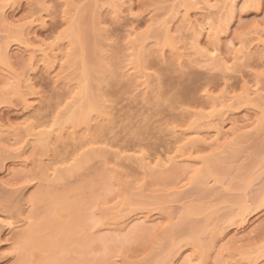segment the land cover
<instances>
[{
	"label": "rangeland",
	"instance_id": "374dc122",
	"mask_svg": "<svg viewBox=\"0 0 264 264\" xmlns=\"http://www.w3.org/2000/svg\"><path fill=\"white\" fill-rule=\"evenodd\" d=\"M197 1L201 3L204 0H196L194 6L184 0H0V46L5 47L1 45L4 41L9 44L6 47L10 56L4 59L0 54V219L9 221L7 225L0 224V264H20L19 249L24 231L31 224L46 219V215L50 216L52 209L61 206L55 197L57 202L53 200L51 204L52 196L50 199L45 197V201L34 198L40 193L44 195L48 189L60 192L61 198L66 195L64 202L70 200L69 203H78L76 206L82 203L81 207L74 206V209L85 207L81 210L82 216L85 212L80 228L82 232L79 230L81 233H78H85L90 239L91 245L88 243L84 257V260L88 259L78 263L85 256L84 251L79 253L76 249L78 252L70 253L71 248L70 255L63 251L67 253L64 254L69 264H88L95 258L101 261L99 264H156L165 256L170 264H183L191 257L195 261L200 251L197 247L211 242L215 227L219 233L214 234L217 239L212 245L214 247L206 251L209 256L204 257L207 258L204 264H264V252L261 250L264 246V201L261 202L264 196V121L259 123L262 117L264 120V0H236L233 13L228 7L230 0L229 5L228 0L225 3L223 0H206L209 3L199 5ZM186 9L189 15L184 17ZM222 15L227 20L232 18V21H226V24L230 23L228 27L219 23ZM114 18L119 19L115 27L110 24ZM165 22L170 24V36L173 35L177 48L173 46L175 42L164 45ZM74 23L77 27L81 25L83 31H86L85 26L91 27L94 32L91 38V33L86 31L91 50L97 51L99 57L101 54L102 61L111 68L109 75L95 69L93 80V87H98L96 77L107 75L106 81L103 78L98 80L102 83H99L102 90L97 88L101 93L94 88L97 99L104 94L99 99H105L107 112L104 117L94 120L90 129L82 124L74 127L76 130L67 126L69 130L66 128L60 135L54 132L59 138L57 140L53 134L56 142L53 138L52 146H49L52 149L47 148L50 153L44 155L47 152L41 142L46 134L42 132L54 124L57 126L59 121L63 122L70 106L77 103L74 102L78 97L76 85L80 67L73 62V57L79 59L82 53L78 57L79 53L68 35ZM25 29L23 35L26 34V38L20 34ZM195 29L203 31L200 45L206 49L197 48L201 53L194 48L192 35ZM214 41L220 45L217 50L226 62L224 66L218 60L220 53L214 55L217 62L215 58H207ZM142 44L146 51L142 50L146 57L145 60L143 58L142 71L147 73L143 78L144 74L140 75L143 72L134 67ZM243 45L247 49L245 46L243 49ZM207 49L205 57L203 53ZM26 52L33 64L27 72L21 67ZM52 56L56 59L55 64ZM23 78L30 80L24 79L27 83H23ZM18 80L22 86H18ZM246 89L252 94H249L250 98ZM218 101L228 102L231 108L221 110V105L217 106ZM213 102H216L215 108ZM208 114H213V117ZM30 120L32 124H38L37 130L29 128L28 132ZM70 129L74 133H69L72 132ZM194 130L203 138L202 141H197L193 147L188 141L184 144L185 136H192L196 132ZM36 131L41 133L36 134ZM197 134L193 137H198ZM215 136H222L216 139L219 142ZM99 148H107L109 154L92 155L93 149ZM86 151L91 153V158L81 170L65 178L57 176V169L64 170ZM140 153L152 157L149 159L154 161L151 167L156 166L153 167L155 172L140 166L137 159L142 155ZM213 154L222 157V172L216 171L206 181L194 179L193 174L202 168L204 158L208 157V160L215 156ZM117 155L124 157L119 156L118 159ZM169 156L174 158L171 157L172 162H168ZM162 159L167 161L166 165L158 167L155 161ZM244 175L250 179L247 185ZM123 181L129 184L128 188L122 184ZM126 190L130 195L134 193L133 197L130 196L134 198L133 202L126 199ZM61 200L60 203L63 202ZM191 205L200 209L198 213H192L193 223L206 224L208 228L205 231L202 225V232L196 229L198 242L201 241L199 244L187 235L188 227L183 229L187 225L185 223L191 221L186 219L188 215L184 211ZM61 207L60 216L57 210L56 213L53 211L54 215L57 214L54 220L66 221V216L72 217L73 214L69 216V212L66 209L62 211ZM241 207L247 209L240 212ZM238 211L239 216L234 214L235 218L231 219V213ZM116 212L128 215L124 216L126 221L121 217L118 220L117 214L120 213ZM102 213L108 215L105 217ZM118 221L121 229L123 227L126 231L142 223L144 231L141 232L142 229L137 233L139 236L133 235L135 238L122 243L120 240H126L123 236L126 231L120 227L116 229ZM152 224L156 230H151ZM118 229L121 234L124 231L123 237L119 236L122 239L116 236L120 234ZM43 231L44 236L51 237V231ZM38 254L39 261L35 263L37 254H34L30 260L32 264L41 261L42 252Z\"/></svg>",
	"mask_w": 264,
	"mask_h": 264
},
{
	"label": "bare ground",
	"instance_id": "6f19581e",
	"mask_svg": "<svg viewBox=\"0 0 264 264\" xmlns=\"http://www.w3.org/2000/svg\"><path fill=\"white\" fill-rule=\"evenodd\" d=\"M111 1H113V0H111ZM185 1V3L186 4H188V5H195L196 4V0H184ZM201 1V0H200ZM203 1V0H202ZM208 1V0H207ZM220 1H222V0H220ZM225 0H223L222 1V3H225L224 2ZM230 1H231V4H230ZM228 0V7H230V11L233 13V11L235 12V3H236V0ZM42 2H43V0H42ZM203 2H205V4H207V3H209V2H206V0H204ZM203 2H201V3H203ZM199 1H197V4L199 5V4H201ZM4 4V3H3ZM6 5V4H5ZM203 5V4H202ZM226 5H227V3H226ZM184 6H187V5H185L184 4ZM204 6V5H203ZM225 7H227V6H225ZM4 8V7H3ZM235 8V9H234ZM199 9V8H198ZM116 10V9H115ZM187 10L188 9H186V13H185V15H184V17H186L187 16V14H188V12H187ZM189 11V10H188ZM116 12V11H115ZM227 12H228V8H227ZM229 13V15L228 16H230V12H228ZM226 14V13H225ZM189 15V14H188ZM233 15L234 14H232V17H233ZM225 15H222V18L219 20V23H221V25H223L222 27H224V25H226L227 27H228V25L230 24H226V21L228 22V20H229V22L230 21H232V18H230V17H228V20H227V17H224ZM226 16H227V14H226ZM190 17V16H189ZM225 19L226 18V20H222V19ZM231 20H230V19ZM207 19V18H206ZM217 20V19H216ZM206 21V20H205ZM223 23H222V22ZM225 21V22H224ZM167 22H165V26L167 27L166 28V34L164 33V35L166 36L165 37V39H166V43L164 42V45H167V44H173L175 41H173V39L174 38H172L173 37V35L172 36H170L172 33H171V29H170V24H169V22L166 24ZM196 23H199V22H196ZM207 23V22H206ZM205 23V24H206ZM210 23V22H209ZM73 24V23H72ZM217 25H219V26H221L220 24H218V22L216 23ZM11 25V24H10ZM75 25H77V24H75L74 23V25H72V26H70V29H69V34L68 35H70V38L72 39L71 40V42H73L74 44V47L76 48V50H77V52L79 53L78 55V57H80V54L82 53V57L81 58H79V59H77L76 57L74 58L73 57V59H74V63H76L80 68V72H79V82H77L78 84L76 85V88H77V93H76V96L78 95V97H77V99L75 100V102L74 103H76V105L75 106H70V108H69V111H68V113L66 114V119L62 122V121H56V122H58L57 123V126L54 124V125H52V128L51 129H48V127L47 128H45V127H43V128H45L46 129V131H45V129H44V131L42 132L43 134H44V132H45V134H46V136L42 139V142H41V145H43L46 149V152H47V148L49 147V146H52L51 145V141L53 140V138L55 139V137L57 138V140H58V138H59V136H57V135H60L59 133H63L64 132V130H67L69 127H72V130L74 129V127H77V126H80V125H82V124H85V125H87L86 127H88L87 129H90L89 127L90 126H92L91 124H93L94 122V120H96V119H98L99 117H104L105 116V114H106V112H107V110H106V101H104L103 99H99V97L101 98V97H103L102 96V94H101V96H99L98 97V99H97V97L95 96V89L94 88H96V90H97V88H99L100 89V91L102 90L101 88H100V85H99V83L100 84H102L101 83V81H102V78H103V80L104 81H106V79H107V75H109L110 74V72H112L111 71V68H109L108 67V65L107 64H105L104 63V61H102V58H101V54H100V57H99V54H97L94 50L92 51L91 49H92V46H91V43H90V38L92 37V33H94L93 32V30L91 29V27H90V29L92 30V32H90L89 30V26H85L86 27V31H88L89 33H91L90 35L89 34H86L87 32L86 31H83L84 30V28L82 29V26L81 25H78V27L77 26H75ZM168 25H169V27H168ZM200 25V24H199ZM208 24H206V26H207ZM209 25H212V24H209ZM14 26V25H13ZM21 26H24V25H21ZM20 26V27H21ZM215 26V25H214ZM225 26V27H226ZM19 26H17V29H19L18 28ZM94 27V26H93ZM195 27V26H194ZM197 27V26H196ZM202 27V26H201ZM11 28L12 29H15L16 27H12L11 26ZM23 28V27H22ZM212 28V27H211ZM215 28V27H214ZM217 28V27H216ZM221 28V27H220ZM16 29V30H17ZM81 29V30H80ZM203 29H204V27H203ZM226 29V28H225ZM196 30V29H195ZM201 30V29H200ZM219 27H218V32H219ZM164 31V30H163ZM199 30H196L194 33H196L195 34V36H194V33H193V37H194V42H193V40H191V42H193L194 43V45H195V51L196 50H199V52L201 53V51H200V49L202 48L203 50H204V48L203 47H205V46H203V47H201L202 46V44L200 45V36L202 35L201 34V31H199ZM212 31V30H211ZM216 31H217V29H216ZM225 31V30H224ZM224 31H223V33H224ZM227 31V30H226ZM84 32H85V34H84ZM97 32L98 31H96V34H97ZM203 32V31H202ZM208 32V31H207ZM210 32V31H209ZM222 31H220L219 33H221ZM22 33V34H21ZM23 33H26V29H25V32H20V34L21 35H23ZM214 33V32H213ZM201 34V35H200ZM264 34V33H263ZM262 34V35H263ZM18 35V34H17ZM26 35V34H25ZM25 35H23V36H25ZM88 35H89V37H88ZM94 35V34H93ZM210 35V33L207 35V36H209ZM261 35V36H262ZM27 36V35H26ZM26 36H25V38H26ZM212 36V35H211ZM217 36H218V34H217ZM19 37V36H18ZM148 37V36H147ZM146 37V38H147ZM190 37H191V35H190ZM215 37V36H214ZM89 38V41H87V39ZM142 38V37H141ZM261 38V37H260ZM259 38V39H260ZM28 39H30V38H28ZM84 39H86V41L88 42V43H90L89 45L90 46H88V43L86 42V41H84ZM192 39V38H191ZM217 39V38H216ZM215 38H214V40H216ZM220 38H218V40H219ZM262 39V38H261ZM260 39V40H261ZM98 40V39H97ZM142 40H144L145 42H143V44L146 46V39H145V37L143 36V38H142ZM142 40L140 39V44L142 43ZM221 40V39H220ZM5 42V41H4ZM1 43V45L2 44H4L5 45V47L2 45V47L0 48V54H1V57H3L4 59H6L7 57H10V56H8V51H7V47H9V44H6V42L5 43ZM261 42V41H260ZM26 43H27V41H26ZM28 43H29V41H28ZM193 43H190V41H189V44H193ZM212 43H214L213 44V46H212V48L209 50V49H207L204 53H203V56H205L206 57V54H207V51H208V54H207V58H209V57H212L211 59H213V58H215L214 60H216V62H217V59L218 58H220V57H222L221 56V53L220 52H218V46H220V45H218V42L217 41H214V42H211V44ZM263 43H264V41H263ZM139 44V45H140ZM142 44V46H139V48L140 49H138L139 51V54L137 53L136 54V59H135V64H134V67L135 68H137L139 71L141 70H143V61L145 60V54L142 52V50L145 48L144 47V45ZM219 44H220V41H219ZM30 45V44H29ZM76 45V46H75ZM163 45V46H164ZM175 45H176V42H175V44L173 45L174 46V48H177V47H175ZM193 45V46H194ZM7 46V47H6ZM177 46V45H176ZM192 46V45H191ZM209 46V48L211 47L210 45H208ZM245 45H243V49L246 47H244ZM46 47V46H45ZM47 47H48V45H47ZM91 47V48H90ZM94 47L97 49V46H95V44H94ZM189 47V46H188ZM137 48H138V46H137ZM197 48H200V49H197ZM241 48V49H242ZM36 49V48H35ZM37 49H38V47H37ZM36 49V50H37ZM46 49V48H45ZM55 49V48H54ZM205 49H206V47H205ZM218 49V50H217ZM240 49V50H241ZM246 49H247V47H246ZM9 50V49H8ZM53 50V49H52ZM81 52H80V51ZM194 50V49H193ZM39 51V50H38ZM41 51V50H40ZM44 51V50H43ZM56 51V50H55ZM141 51V52H140ZM176 51V50H175ZM194 51V52H195ZM144 52H146L145 51V49H144ZM179 52V51H178ZM177 52V53H178ZM198 52V53H199ZM240 52V51H239ZM242 53L244 52V51H241ZM42 53V52H41ZM51 53V52H50ZM180 53V52H179ZM213 53H215V56H218V54H219V56H218V58L217 57H215L214 55H213ZM46 54V53H45ZM56 54V53H55ZM55 54H54V58H56V56H55ZM58 54V53H57ZM76 54V53H75ZM143 54H144V56H143ZM183 54V53H182ZM182 54H181V56L180 57H182ZM241 54V53H240ZM209 55V56H208ZM245 55H247V52H246V54ZM34 56H35V54H34ZM48 56V54H46V57ZM202 56V57H203ZM42 57H43V54H42ZM205 57H204V59H205ZM241 57V56H240ZM58 58V57H57ZM56 58V59H57ZM143 58H144V60H143ZM206 58V59H207ZM223 58V57H222ZM48 59V58H47ZM55 59V60H56ZM76 59V60H75ZM210 58H209V60H211ZM2 60V59H1ZM55 60L53 59V56H52V61H53V63L55 62ZM220 62L219 63H221V65H223L224 66V64L223 63H226V62H224L223 61V59H218ZM46 61V60H45ZM48 61L50 62V60L48 59ZM206 61H208V60H206ZM213 61V60H212ZM6 62V61H5ZM219 63H216V64H218L217 66H219L220 64ZM55 64V63H54ZM107 65V66H106ZM226 67V66H225ZM109 68V69H108ZM226 68H230V67H226ZM97 71H96V70ZM94 71H96V72H102L101 74H107L105 77H101V78H99V77H96V78H98V80H100L101 79V81L100 82H98V80H95L96 81V83L98 84V87L97 86H94L93 87V84H94V78H95V76H94ZM140 71V72H141ZM98 72V73H99ZM143 72V71H142ZM142 74H144V75H142ZM104 75H102V76H104ZM140 75H142L141 77L143 78V76H147V73H141ZM27 76V75H26ZM97 76V75H96ZM22 77V76H21ZM29 78V77H28ZM28 78H23V79H21V81H23L24 79L26 80V79H28ZM20 79V78H19ZM23 81V83L24 82H26V81ZM28 80H30V79H28ZM19 81V83L17 82V84H18V86H22V84H20V80H18ZM104 81H103V83H104ZM29 82V81H28ZM22 83V82H21ZM27 83V82H26ZM143 83V82H142ZM145 84V83H144ZM24 85V84H23ZM32 85V84H31ZM17 86V88H20V87H18ZM248 88V87H247ZM250 88V87H249ZM93 89H94V91H93ZM251 89V88H250ZM255 89V88H254ZM97 91H99V90H97ZM98 92V93H101V92ZM246 95H247V97L249 96V94H250V92H248V89H246ZM250 91V90H249ZM252 91V90H251ZM254 91V90H253ZM102 92H104V91H102ZM255 92H257V90L255 91ZM98 93H96V95L98 96V95H100V94H98ZM254 94V93H253ZM104 95V94H103ZM245 95V96H246ZM251 96H252V94H250ZM246 97V98H247ZM248 98H250V97H248ZM224 100L226 99V98H223ZM254 99V98H253ZM101 100H103V101H101ZM214 101H216L215 99H213ZM226 101H228V100H226ZM217 102V101H216ZM216 102L214 103V104H212L213 105V108H215V106L214 105H216ZM219 103L217 104V106H219V105H221V107L219 106V108H221V110H223V111H226V110H228V109H230L229 108V106H230V104L228 105V102L227 103H225V101H218ZM222 106L224 107V109L222 108ZM226 107V108H225ZM217 108V107H216ZM214 110V109H213ZM218 112H220V110H217ZM223 111H222V113H223ZM216 112V111H215ZM217 113V112H216ZM215 113V114H216ZM227 113V112H226ZM214 114V115H215ZM223 114H225V112L223 113ZM209 115V117L211 116V115H213V114H208ZM30 117V116H29ZM211 117H213V116H211ZM262 119H263V117H262ZM261 119V121H259V123L261 124L264 120H262ZM33 121V120H32ZM26 122V121H25ZM55 122V123H56ZM60 122H62V123H60ZM93 122V123H92ZM33 123H34V121H33ZM263 124V123H262ZM36 125H38L37 123H36ZM36 125H34V124H32L31 123V120H30V122L28 121V132L30 131L29 130V128H31V130L32 129H34L33 131H35V129L37 130V128H35L36 127ZM27 126H25L26 127V130H27ZM55 126V127H54ZM67 126H68V128H67ZM246 126V125H245ZM51 127V126H50ZM67 128V129H66ZM42 129V128H41ZM43 130V129H42ZM69 130V129H68ZM71 130V129H70ZM71 130V131H72ZM74 130H76V129H74ZM194 131H196V130H194ZM193 131V132H194ZM199 131V130H198ZM220 131V128L217 130V132H219ZM36 132H38V131H36ZM54 132H58L57 133V135H56V133L54 134ZM76 132V131H75ZM35 133V132H34ZM41 132H38V133H36V134H40ZM66 133H67V131H66ZM69 133H74L73 131L72 132H69ZM196 134H197V131L195 132ZM195 133H193L192 134V136L191 135H187V136H185V137H182V139L183 138H185V140H183V143L185 144V141H188L187 143L188 144H190V146H192L193 147V144H195V143H198L199 142V140H201L202 141V139L199 137V134H197V136L199 137H193V136H196V134ZM53 134H54V136L55 137H53ZM201 134V133H200ZM220 134V133H219ZM219 134H218V136H219ZM64 135V134H63ZM69 135V134H68ZM40 136V135H39ZM64 136H66V135H64ZM190 136L191 137H193V138H190ZM217 136V138H216V136H215V140L217 139H220L219 137ZM62 138V137H61ZM188 138V139H187ZM38 139H40V138H38ZM181 138H180V140H182ZM187 139V140H186ZM216 140V141H217ZM54 141V140H53ZM198 141V142H197ZM216 141H215V143H216ZM55 142H56V139H55ZM217 142H219V141H217ZM186 143V144H187ZM53 144H54V142H53ZM187 144V145H188ZM192 144V145H191ZM217 144H219V143H217ZM221 144V143H220ZM219 144V145H220ZM196 145V144H195ZM194 145V146H195ZM221 145H223V144H221ZM220 145V146H221ZM36 147L38 146L37 144L35 145ZM183 146V145H182ZM186 147V146H185ZM221 147H224V145L223 146H221ZM40 148V147H39ZM49 148H51V147H49ZM41 149V148H40ZM52 149V148H51ZM182 149H184V146H183V148ZM186 149V148H185ZM44 150V151H45ZM49 150V149H48ZM107 148H106V150H105V148H103V149H97V150H94L93 149V151H92V155H94V153H99L98 155H101V156H105V154H107L108 152H109V150H108V152H107ZM41 151V150H40ZM42 151H43V149H42ZM44 151H43V153H44ZM95 151V152H94ZM220 151V150H219ZM136 152V151H135ZM48 153H50V152H47V153H44V155L45 154H48ZM120 153V152H119ZM118 153V154H119ZM220 153V152H219ZM42 154V153H41ZM91 153H87V151H86V153H83V154H81V155H79L78 157H77V159H75V161L74 162H71V164L69 165H67V166H65V168H64V170L62 169V170H58L57 168H55V169H57V176L59 177V178H61V177H63V178H65L66 176L68 177V175L70 176L71 174H73V173H75V172H77V170L79 171V169L81 170V168H83L84 166H85V164L90 160L89 158H91V156H89ZM109 154V153H108ZM107 154V155H108ZM115 154H116V152H115ZM134 155H135V153H133ZM140 154H142V153H140ZM140 154L138 155V156H140ZM216 154H218V153H216ZM216 154H213V155H215V156H212V157H210L208 160H207V158L205 159L204 158V161H205V163L203 164V166H202V168L198 171L197 169V171H198V173H196V171L194 172V176H193V178L194 179H196V180H205L206 181V179L207 178H209V177H211V175H214L215 174V172L217 171V173H220L219 171H221L222 172V169H221V166H222V162H221V159H222V157L221 156H218V155H216ZM221 154V153H220ZM43 155V154H42ZM136 155H137V153H136ZM222 155V154H221ZM119 156H121V157H124L123 155H119ZM118 155L117 156H115V157H119ZM126 156V155H125ZM132 155H129V157L130 158H132L131 157ZM173 156H175V155H173ZM126 157H128V156H126ZM136 157V156H135ZM150 157V156H149ZM149 157L148 156H146L145 155V153L144 154H142L140 157H136L137 159H138V162L139 163H141L140 164V166L141 167H145L146 169L148 168V169H150V171L152 172V169H153V172H155L154 171V168L153 167H155L156 168V166L154 165L153 167H151L152 165L151 164H153L154 163V161H152L153 159H149ZM170 157V156H169ZM168 157V162L169 161H171L172 162V159L174 160V158L172 157V159H171V157L169 158ZM40 158H42V157H40ZM130 158H128V159H130ZM150 158H152V157H150ZM175 158H177V157H175ZM224 158V157H223ZM89 159V160H88ZM119 159V158H118ZM122 159V158H121ZM225 159V158H224ZM40 160H42V159H40ZM163 160V159H162ZM162 160H160V161H155L156 163H157V166L159 165V166H161V165H166V162L167 161H165L164 162V160L162 161ZM222 161H223V159H222ZM42 163H43V161H41ZM152 162V163H151ZM42 163H40L41 164V167H42ZM46 163V162H45ZM138 163V164H139ZM155 163V164H156ZM174 163V162H173ZM223 163H224V161H223ZM220 164H221V166H220ZM45 166H47V164L45 165ZM158 166V167H159ZM143 167V168H144ZM223 167V166H222ZM243 167V166H242ZM43 168H45L44 167V165H43ZM42 168V169H43ZM161 168V167H160ZM47 169V168H46ZM45 169V170H46ZM159 169V168H158ZM184 169V168H183ZM245 170V168L243 167L242 168V170ZM44 170V171H45ZM54 170V169H53ZM240 170V169H239ZM242 170H240L239 172L241 173L242 172ZM43 171V170H42ZM117 171V170H116ZM152 172V173H153ZM54 173H56V171L54 170ZM117 173H119V172H117ZM116 173V174H117ZM195 174H196V178H195ZM119 175V174H118ZM65 176V177H64ZM246 177V178H245ZM243 179L245 180V179H247V176L246 175H244L243 176ZM198 180V181H199ZM250 180V179H249ZM248 179H247V181H244L245 182V184L247 185V184H249L250 183V181H249ZM122 182V181H121ZM248 182V183H247ZM124 186H126L127 184H126V182H125V184H124V181H123V183H122ZM88 185V184H87ZM129 185V184H128ZM128 185H127V188H128ZM89 186V185H88ZM126 188V187H125ZM130 188V187H129ZM49 190V191H48ZM48 190H46L47 192L46 193H44V195H42V193H40L41 195L39 196V195H37V197L35 196L34 198H38L40 201L42 200H44L45 199V197H49V199L51 198V196L53 197L51 200H50V202H51V204H52V202H57V203H59V205H61V206H65V207H61V206H58V209H55V210H51V214H48V215H50V216H45V218L46 219H44L43 218V220H41V221H39V222H37V223H33V224H31L30 225V227L28 228V230L26 229V231H24V233L22 234L23 236H22V243H21V248L19 249L21 252H19V258H18V260L20 261L19 263L21 264H26V263H31L32 261H30V260H32L33 258V256H34V254H37V256H36V262L35 263H37V261H39L37 258H39V254L38 253H40V251L42 252V257L40 258V262H38V264H69L68 263V261H67V259H66V255L65 254H67V253H65V252H68V254H69V249L71 250V248H73L72 250H71V252L70 253H72V252H74V251H76V252H78L77 250L79 249V253H81V251L83 252L84 251V255H85V253L87 254V250H88V248H89V245H91V242H90V239L88 240V236L87 235H85V233H83L84 235H81V234H79V233H81L82 232V230H80V228L83 226V221H84V215H85V212L83 213L84 215L82 216V211L84 210V209H82V208H85V207H82V208H80V209H74L73 207L74 206H76L77 204L76 203H73L72 204V202H70L69 203V201L70 200H67V198L65 199V201L67 200V202H64V198H65V196H63V198H61L62 196H61V193L60 192H57V193H54V191L51 189H48ZM129 190V192H130V189H128ZM93 191H95V190H93ZM125 191V190H124ZM45 192V191H44ZM59 193V194H58ZM91 193H94V192H91ZM95 194V193H94ZM93 194V195H94ZM134 193L133 192H131V195L129 194V193H127V190H126V192L124 193V195H125V197H126V199L127 200H129V201H131L132 199L134 200V198H132L134 195H133ZM143 194V193H142ZM146 194V193H145ZM145 194H143V195H145ZM57 195H58V197H59V195L61 196V197H59L60 199H62L61 201H63L64 203H67V205H65L63 202L62 203H60L59 202V200H58V197H57ZM64 195V194H63ZM34 196V195H33ZM130 196H132V197H130ZM57 198V201H56V199L55 198ZM67 197V196H66ZM33 198V199H34ZM131 198V199H130ZM54 200V201H53ZM124 200H125V198H124ZM126 200V201H127ZM45 201V200H44ZM264 201V196L261 198V202H263ZM131 202H133V201H131ZM83 203H85V202H83ZM127 203H128V201H127ZM64 204V205H63ZM191 204V203H190ZM261 204V203H260ZM81 205H82V203H80L78 206H76V207H81ZM84 206H85V204H83ZM56 208H57V206H55ZM61 207V209H62V211H65V209L67 210V213L69 214V216H71L72 214V217H68V215L66 216V218H67V220L65 221V219H63V221H58V220H54V218L56 217L55 215H57L58 214V212H59V208ZM199 207V206H198ZM198 207H196L195 205H191V206H186L185 208H186V210H184V211H186V213L185 214H187L188 215V217H187V215H184V217L188 220L189 219V221L191 220V216H193L192 215V213L194 214H196V213H198L199 211H200V209L198 208ZM242 209H240L239 211L241 212V211H243V209H244V207H241ZM50 209V208H49ZM109 209H111L110 207H109ZM247 209V207H245V209L244 210H246ZM57 210V211H56ZM82 210V211H81ZM118 210V209H117ZM56 211L57 212V214H55L54 215V212ZM238 211V213H231V214H233L232 216H230L231 217V219H232V217L233 218H235V215L236 216H239V214H240V212ZM55 212V213H56ZM50 213V212H49ZM66 213V214H67ZM105 213V212H104ZM107 213V212H106ZM109 213V212H108ZM114 213V212H113ZM116 213H120V214H117V218H118V220L120 219V217L121 218H125V221H126V217L128 216V215H126V214H121V212H116ZM103 214V213H102ZM101 214V215H102ZM115 214V213H114ZM235 214V215H234ZM244 214V212H242L241 213V215L242 216H244L243 215ZM54 215V216H53ZM59 215V214H58ZM105 214H103V216H104ZM106 215H108V214H106ZM106 215H105V217H106ZM120 215V216H119ZM123 215V216H122ZM126 215V217H124ZM142 215V214H141ZM51 216H52V218H51ZM60 216V215H59ZM65 216V215H64ZM89 216V215H88ZM102 216V217H103ZM114 217L116 216V214L115 215H113ZM112 216V217H113ZM147 216V215H146ZM50 217V218H49ZM86 217V216H85ZM92 216H90V218H91ZM72 218H73V220H72ZM111 218V217H110ZM42 219V218H41ZM89 219V218H88ZM92 219H93V217H92ZM129 219V218H128ZM192 219H193V217H192ZM245 219V218H244ZM61 220V219H60ZM116 220V219H115ZM122 220V219H121ZM120 220V221H121ZM183 220V219H182ZM220 220V219H219ZM65 221V222H64ZM117 221V220H116ZM115 221V222H116ZM124 221V220H123ZM186 221V220H185ZM192 221V220H191ZM191 221L190 222H188V223H185V224H187L186 225V227H185V225H184V228L183 227H181L182 225H180V227H181V229L183 228V229H186L187 227H188V229H186L187 231V235L189 236V238H191V240H194V242H196V244H199L200 242H198V239H197V234L199 233H197V230L198 231H200V232H202L201 230H202V228H201V226L203 225L204 226V224H199L198 222H196L197 224H195V222L193 223V221H192V223H191ZM113 222H114V219H113ZM112 222V223H113ZM146 222V221H145ZM181 222H183V221H181ZM187 222V221H186ZM85 223H87V222H84V224ZM118 224H119V221L117 222ZM115 224L117 227H116V229L118 228V227H120V229H121V226H120V224L118 225V224ZM151 223V222H150ZM123 223H121V225H122ZM135 224H137V223H135ZM144 224V223H143ZM189 224V225H188ZM199 224V225H198ZM139 225V226H138ZM138 225H135L134 226V228L132 227V229L131 230H129V231H126V230H124L123 229V227H122V229L124 230V231H126L125 232V235H123V232H122V234H121V232H120V230H119V232H120V234H118V235H116L117 237H119V236H124L125 238H126V240H124V238L122 239V237H119V238H121L123 241H121L120 240V242H122V243H125V242H128V240L130 241L131 239H133V238H135V237H133V235H137V233L139 232V231H141L142 229H143V227L141 226L142 225V223L140 224H138ZM145 225V224H144ZM143 225V226H144ZM147 225V224H146ZM154 224H152V225H150L151 227V230H154L153 228H152V226H153ZM178 225H179V223H178ZM115 227V226H114ZM147 227V226H146ZM146 227H144L145 229H146ZM154 227V226H153ZM176 227V226H175ZM178 227V226H177ZM179 227V228H180ZM198 227H200L201 229L199 230V228ZM205 228V231L208 229L207 227H206V224H205V226H204ZM44 229H46V230H49V231H51V237H48L47 235L46 236H44L45 235V232L43 231ZM121 229V230H122ZM176 229V228H175ZM197 229V230H196ZM215 230L213 231L212 229V231H213V234L211 235L212 236V238H211V240H209V241H211L210 243L208 242V244L206 243V244H204V245H202V243H201V245L199 244V246L197 247L200 251H199V254H198V251H196L197 252V254H198V256H197V254L196 255H194V258H195V256H197V258H198V260H197V258L195 259V261H194V259L191 257L190 259H187V260H184L185 262L183 263V264H204L203 262H205L204 260L205 259H207V258H204V257H206L208 254H209V252H206L207 250H208V248H210L212 245H214L215 244V242H214V240L215 239H217V237L215 236V235H217L218 233H219V230L217 231V227H215L214 228ZM81 232H80V231ZM147 230H149V226H148V228H147ZM146 230V231H147ZM156 230V229H155ZM210 230V231H211ZM78 231H79V233H78ZM144 231V229L141 231V232H143ZM185 231V230H184ZM148 232V231H147ZM149 232H151V231H149ZM217 232V233H216ZM140 233V232H139ZM212 233V232H211ZM44 234V235H43ZM215 234V235H214ZM45 238H44V237ZM137 236H139V235H137ZM215 236V237H214ZM118 238V239H119ZM127 238H129V239H127ZM117 239V238H116ZM117 239V240H118ZM89 241V242H88ZM91 241H92V239H91ZM71 242V243H70ZM72 242H73V244H75L74 246H71V247H69L67 244H72ZM214 242V243H213ZM88 243H89V245H88ZM67 247H69V248H66V246ZM75 247V248H74ZM77 247V248H76ZM212 247H214V246H212ZM211 247V248H212ZM261 247H263V248H261V250L264 252V246H261ZM77 249V250H76ZM173 249L174 248H172L171 249V251H173ZM39 251V252H38ZM62 253H61V252ZM63 251H65L64 253H63ZM86 251V252H85ZM92 251V250H91ZM90 251V252H91ZM170 251V252H171ZM259 251H260V248H259ZM261 251V252H262ZM170 252L168 253V255L170 254ZM70 255V254H69ZM167 255V256H168ZM95 256V255H94ZM209 256V255H208ZM84 257L86 258V255L85 256H83L82 258H80L79 260L80 261H77L78 263L80 262H82L83 260H84ZM88 257V256H87ZM92 257V256H91ZM77 258V257H76ZM75 258V259H76ZM94 258V257H93ZM105 258V257H104ZM189 258V257H188ZM78 259V258H77ZM82 259V260H81ZM88 259V258H87ZM86 259V260H87ZM96 260L94 261V259H92L91 260V262H89V263H91V264H94L95 262L97 263V264H99V262L101 263V261H99V259H98V261H97V258H95ZM100 259H101V256H100ZM167 259L168 258H166V256L165 257H163V258H160L157 262H156V264H170V261L168 262L167 261ZM86 260H84V261H86ZM90 260V259H89ZM196 260L198 261L197 263H196ZM67 261V262H66ZM104 261H106V260H104ZM88 263V264H89ZM95 263V264H96ZM102 263H103V261H102ZM131 263V262H130ZM129 263V264H130ZM32 264V263H31ZM34 264V263H33ZM84 264H87V262L85 263L84 262ZM172 264V263H171Z\"/></svg>",
	"mask_w": 264,
	"mask_h": 264
},
{
	"label": "snow or ice",
	"instance_id": "6c2138e0",
	"mask_svg": "<svg viewBox=\"0 0 264 264\" xmlns=\"http://www.w3.org/2000/svg\"><path fill=\"white\" fill-rule=\"evenodd\" d=\"M254 6V5H252ZM47 7H51V5H47ZM248 5H246L245 10L247 9ZM133 15H138V13H133ZM119 23L118 18H114L112 21H110V24H112L113 27H115L116 24ZM29 49H31V46H29ZM215 55V53H213ZM22 64L21 67L25 70V72L31 70L33 68V64L31 62V57L29 54L26 52L24 56L22 57ZM34 183V182H33ZM9 221L7 219H0V224L7 225ZM5 255H8V253H5Z\"/></svg>",
	"mask_w": 264,
	"mask_h": 264
}]
</instances>
